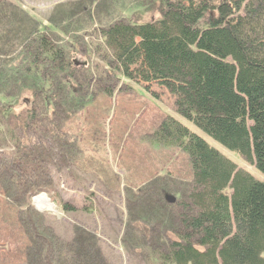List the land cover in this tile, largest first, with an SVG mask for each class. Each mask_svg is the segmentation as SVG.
Wrapping results in <instances>:
<instances>
[{"label":"trees","instance_id":"16d2710c","mask_svg":"<svg viewBox=\"0 0 264 264\" xmlns=\"http://www.w3.org/2000/svg\"><path fill=\"white\" fill-rule=\"evenodd\" d=\"M149 9L158 18L100 29L114 69L147 93L166 91L177 117L264 176V0H151L141 12ZM74 76L65 51L36 35L0 78V136L17 149L2 173H17L18 203L47 192L41 178L29 183L44 170L38 155L47 146L34 134L52 138L55 107L83 102ZM152 139L183 153L191 173L176 199L152 203L173 213L159 264H264V184L172 117ZM74 258L101 264L85 248Z\"/></svg>","mask_w":264,"mask_h":264},{"label":"rangeland","instance_id":"374dc122","mask_svg":"<svg viewBox=\"0 0 264 264\" xmlns=\"http://www.w3.org/2000/svg\"><path fill=\"white\" fill-rule=\"evenodd\" d=\"M150 3L0 0V78L20 60L31 38L44 35L65 51L75 84L85 91L81 104L62 100L61 108L55 107L51 126L56 135L44 138L42 130L35 131L47 146L38 155L44 170L29 183L41 178L47 192L18 203L12 179L17 173H2L17 149L0 136V264H81L74 256L84 248L101 264H159L157 255L174 227L173 213L152 203L176 199L191 179L183 153L153 142L166 117L264 184V176L237 154L177 117L166 91L151 86L147 93L121 78L102 50L100 29L130 18H158L153 10L141 12ZM38 196H45L52 209L39 210L33 202ZM63 203L74 210L64 212ZM87 207L90 212L82 210Z\"/></svg>","mask_w":264,"mask_h":264},{"label":"bare ground","instance_id":"6f19581e","mask_svg":"<svg viewBox=\"0 0 264 264\" xmlns=\"http://www.w3.org/2000/svg\"><path fill=\"white\" fill-rule=\"evenodd\" d=\"M33 202L39 210H43V209L51 210L52 209V205L49 204L45 196H38L33 200Z\"/></svg>","mask_w":264,"mask_h":264}]
</instances>
